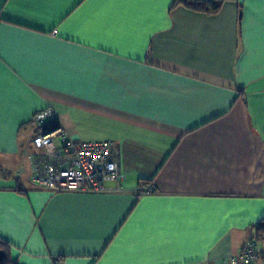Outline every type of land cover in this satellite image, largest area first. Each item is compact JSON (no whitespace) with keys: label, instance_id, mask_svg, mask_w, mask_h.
<instances>
[{"label":"crops","instance_id":"obj_1","mask_svg":"<svg viewBox=\"0 0 264 264\" xmlns=\"http://www.w3.org/2000/svg\"><path fill=\"white\" fill-rule=\"evenodd\" d=\"M174 1L0 0V239L14 261L230 264L259 239L264 0L217 14ZM49 106L74 141L114 142L119 191L32 182ZM146 181L156 191L138 198Z\"/></svg>","mask_w":264,"mask_h":264},{"label":"built area","instance_id":"obj_2","mask_svg":"<svg viewBox=\"0 0 264 264\" xmlns=\"http://www.w3.org/2000/svg\"><path fill=\"white\" fill-rule=\"evenodd\" d=\"M36 151L30 154L32 182L53 192H108L110 182L125 178L120 166V152L112 141H74L60 121L58 110L49 106L34 116ZM154 183L138 185L141 198L154 192ZM264 261V243L249 241L225 260L230 264Z\"/></svg>","mask_w":264,"mask_h":264},{"label":"trees","instance_id":"obj_3","mask_svg":"<svg viewBox=\"0 0 264 264\" xmlns=\"http://www.w3.org/2000/svg\"><path fill=\"white\" fill-rule=\"evenodd\" d=\"M224 1L225 0H175L173 6L174 7L184 6L185 8H188L190 10H195L198 12H204L207 14H217L221 10ZM146 183H154V182L146 181L145 183H142V184H146ZM155 191H156V188L154 189V192ZM258 238L264 239V220L261 221L258 227ZM259 239L255 238L252 240L259 242L258 241ZM261 244H263V242ZM0 250L3 251L4 253L2 259L0 260V264H19L18 262L12 259L11 244L9 242L3 239H0Z\"/></svg>","mask_w":264,"mask_h":264},{"label":"water","instance_id":"obj_4","mask_svg":"<svg viewBox=\"0 0 264 264\" xmlns=\"http://www.w3.org/2000/svg\"><path fill=\"white\" fill-rule=\"evenodd\" d=\"M3 254H4L3 251L0 250V260H1L2 257H3Z\"/></svg>","mask_w":264,"mask_h":264}]
</instances>
